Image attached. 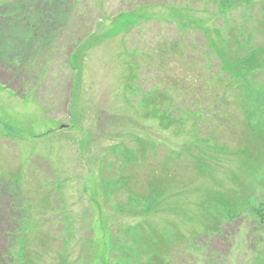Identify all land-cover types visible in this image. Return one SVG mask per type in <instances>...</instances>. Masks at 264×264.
I'll list each match as a JSON object with an SVG mask.
<instances>
[{
  "label": "rangeland",
  "instance_id": "1",
  "mask_svg": "<svg viewBox=\"0 0 264 264\" xmlns=\"http://www.w3.org/2000/svg\"><path fill=\"white\" fill-rule=\"evenodd\" d=\"M0 264H264V0H0Z\"/></svg>",
  "mask_w": 264,
  "mask_h": 264
}]
</instances>
